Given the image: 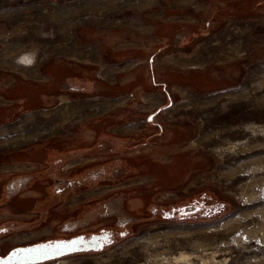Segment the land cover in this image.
<instances>
[{
  "label": "rangeland",
  "instance_id": "obj_1",
  "mask_svg": "<svg viewBox=\"0 0 264 264\" xmlns=\"http://www.w3.org/2000/svg\"><path fill=\"white\" fill-rule=\"evenodd\" d=\"M184 1L0 0V175L41 157L8 150L54 142L72 152L63 176L90 173L46 210L2 201L0 226L17 227L1 255L117 228L104 249L40 264H264V0L221 19ZM103 132L126 146L95 153Z\"/></svg>",
  "mask_w": 264,
  "mask_h": 264
},
{
  "label": "flooded vegetation",
  "instance_id": "obj_2",
  "mask_svg": "<svg viewBox=\"0 0 264 264\" xmlns=\"http://www.w3.org/2000/svg\"><path fill=\"white\" fill-rule=\"evenodd\" d=\"M243 1L244 3L241 2L237 5H239L240 9L243 8L247 9L248 7L246 5V1L245 0ZM66 79L67 82H71L74 84L78 83L77 79L73 78L72 76L67 77ZM90 84L91 82H88L86 85H82L84 88L80 87V89L82 88L88 89L89 86H91ZM162 87L166 88L165 84H163ZM21 106L23 108L25 106V103L24 104L21 103ZM160 112L161 110L158 109L150 113V115L148 116L149 120L154 121L156 116ZM141 134H143V132ZM99 135H100L98 137L99 142L100 143L102 142V144L101 145L100 143L94 144V147H96L94 150L95 153H100L104 151L103 149H98L97 146H99V148H103L107 145L115 150L113 152H117L122 145L126 146V142L121 138H115L113 142L112 141L113 139L111 138L112 136L108 135L106 132H103L101 134L99 133ZM108 141H111V143L109 142L108 144L107 143ZM67 148L68 146H66V144L62 145L54 142V144L48 146V148L46 147L43 148V144H32L30 146L28 145V147L22 148L21 150L23 152L17 155L11 154L10 152L11 150L5 152L6 154L11 155L12 157L13 156L22 157L23 155L30 157H39V156L41 157L37 162H35V165L28 166L20 163L18 164L19 165L18 167H12L10 169H7L6 171H4L2 175H0V203L2 201H44L43 203L40 204L43 205L42 208H45L46 210V207L51 205V204L48 205L49 201H51L52 203V201H60L61 199H63L64 197L63 195L65 194V191L71 189L74 186V184H76L79 187L88 185L90 183L89 170L88 171L86 170L87 172L84 171L79 173L77 177L74 176L75 173L69 176H63L61 174V169L65 168V165L71 161L69 158L71 157L72 152L68 151ZM42 151L44 155L42 154ZM86 151L87 150H85V152ZM21 160H23V158H21ZM38 215H36L33 219H30L29 221H24L23 223L21 222L20 223L21 224H33L38 222L41 223L42 222L41 220H43V215L42 214H38ZM11 220L8 221L6 224L0 226V235L9 233L12 230L16 229L17 226L14 227L16 223H14V221ZM117 230H118L117 228L116 229L105 228L99 231L77 233L75 235L66 238H71L78 235H84L87 239H90L95 234L108 233L110 234V239L112 240L111 244H113V242L116 241L118 235L122 233L124 234L125 232L124 230H122V233L121 231L120 232L118 231L119 234L117 235L116 234ZM54 239H58V238H54ZM45 241L47 240L37 241L34 243L45 242ZM109 245L104 243V248ZM89 251H96V250H89Z\"/></svg>",
  "mask_w": 264,
  "mask_h": 264
},
{
  "label": "water",
  "instance_id": "obj_3",
  "mask_svg": "<svg viewBox=\"0 0 264 264\" xmlns=\"http://www.w3.org/2000/svg\"><path fill=\"white\" fill-rule=\"evenodd\" d=\"M104 243L111 244L110 234H95L87 239L84 235L58 238L45 242L14 247L6 255H0V264H40L79 252L99 250Z\"/></svg>",
  "mask_w": 264,
  "mask_h": 264
},
{
  "label": "crops",
  "instance_id": "obj_4",
  "mask_svg": "<svg viewBox=\"0 0 264 264\" xmlns=\"http://www.w3.org/2000/svg\"><path fill=\"white\" fill-rule=\"evenodd\" d=\"M241 2L244 3L243 0H185L184 1V5H182V6L180 5L179 8H181V10L184 11V9H182L183 6H185V7H187V6L188 7H193L194 10L197 13H208L209 12V14L213 13L214 15H218V18L221 19V17H219V15H222V13H224V11H226V13L234 12L236 5L241 3ZM132 26L129 27V28H131L132 34H133V30H134V36L138 37L139 31H142V29L138 28V26H133V27ZM147 29L149 30L150 27L147 26ZM136 43H131L129 45V49L138 52V45ZM32 52H34V51H32ZM35 57H36V55H35ZM69 58L72 59V60H78V61L82 60V62H87V63H90V64H93V62L98 61L96 59H93V60H90V61H86L84 59H78L76 57H69ZM128 61H130L131 63H134L133 60H128ZM17 63L20 64L18 60H17ZM104 63L105 64H104L103 70H104V68H105V70H107L108 69L107 66H106L107 65V61H104ZM96 64H98V63H96ZM102 66H103V64H102ZM29 67H32V66H27V68H29ZM4 141L5 142H11L8 139H5Z\"/></svg>",
  "mask_w": 264,
  "mask_h": 264
},
{
  "label": "bare ground",
  "instance_id": "obj_5",
  "mask_svg": "<svg viewBox=\"0 0 264 264\" xmlns=\"http://www.w3.org/2000/svg\"><path fill=\"white\" fill-rule=\"evenodd\" d=\"M35 53L32 52V51H28V52H23L21 53L19 56H18V61L20 64L22 63H26L28 64V66H32L34 64V61H35ZM33 63V64H31ZM208 260L205 259V263H211L213 261V258H207ZM180 261H184L186 262V264H192V261H191V257L185 253V252H182L180 253L179 255H176L174 257V261L171 263V264H179Z\"/></svg>",
  "mask_w": 264,
  "mask_h": 264
},
{
  "label": "built area",
  "instance_id": "obj_6",
  "mask_svg": "<svg viewBox=\"0 0 264 264\" xmlns=\"http://www.w3.org/2000/svg\"><path fill=\"white\" fill-rule=\"evenodd\" d=\"M31 64H33V63H31ZM21 65L24 66V67H27L28 66V64H26V63H22Z\"/></svg>",
  "mask_w": 264,
  "mask_h": 264
}]
</instances>
